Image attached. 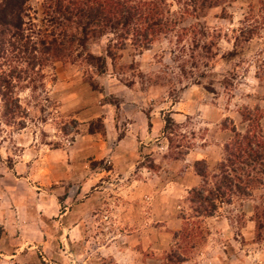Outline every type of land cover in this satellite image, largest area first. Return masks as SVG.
Segmentation results:
<instances>
[{
	"label": "rangeland",
	"instance_id": "obj_1",
	"mask_svg": "<svg viewBox=\"0 0 264 264\" xmlns=\"http://www.w3.org/2000/svg\"><path fill=\"white\" fill-rule=\"evenodd\" d=\"M43 1L28 2L38 26ZM215 2L169 0L174 24L141 52L92 41L93 80L80 60L47 64L14 118L0 100V264H264V177L211 217L185 202L193 163L211 176L242 112L264 113V0Z\"/></svg>",
	"mask_w": 264,
	"mask_h": 264
},
{
	"label": "trees",
	"instance_id": "obj_2",
	"mask_svg": "<svg viewBox=\"0 0 264 264\" xmlns=\"http://www.w3.org/2000/svg\"><path fill=\"white\" fill-rule=\"evenodd\" d=\"M28 2L0 0V100L3 116L11 118L22 113L16 94L19 85L42 80L41 69L47 64L80 60L90 81L93 77L88 67L98 74L105 71L104 58L87 48L92 41L108 34L106 55L115 59L116 51L125 43L141 52L174 24L169 17V0H44L40 26L32 23ZM206 2L212 6L216 3L188 0L186 10L199 11ZM241 116L246 128L240 132L231 126L232 137L223 144V158L211 176L204 160L193 163L200 184L187 192L185 202L194 217H211L220 204H229L233 196L250 198L253 189L263 184L264 113L259 108H247ZM173 124L170 118L165 120L166 138L175 134ZM169 145H173L171 137ZM252 211V221L263 229L264 202L253 206Z\"/></svg>",
	"mask_w": 264,
	"mask_h": 264
},
{
	"label": "crops",
	"instance_id": "obj_3",
	"mask_svg": "<svg viewBox=\"0 0 264 264\" xmlns=\"http://www.w3.org/2000/svg\"><path fill=\"white\" fill-rule=\"evenodd\" d=\"M197 181V180H196ZM200 184V178L199 180L197 181V184L194 186V187H197L198 185ZM168 227V226H167Z\"/></svg>",
	"mask_w": 264,
	"mask_h": 264
}]
</instances>
